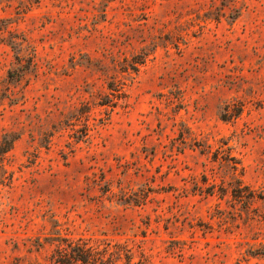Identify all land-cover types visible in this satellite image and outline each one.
<instances>
[{"label": "rangeland", "instance_id": "obj_1", "mask_svg": "<svg viewBox=\"0 0 264 264\" xmlns=\"http://www.w3.org/2000/svg\"><path fill=\"white\" fill-rule=\"evenodd\" d=\"M70 241L264 264V0H0V264Z\"/></svg>", "mask_w": 264, "mask_h": 264}, {"label": "trees", "instance_id": "obj_2", "mask_svg": "<svg viewBox=\"0 0 264 264\" xmlns=\"http://www.w3.org/2000/svg\"><path fill=\"white\" fill-rule=\"evenodd\" d=\"M17 139H4L8 144L6 151H11ZM109 245L103 249L88 245L86 242L75 243L73 241L60 243L56 246L55 254L52 258L53 264H120L124 259L126 264H133L134 256L131 249L115 245V251Z\"/></svg>", "mask_w": 264, "mask_h": 264}]
</instances>
